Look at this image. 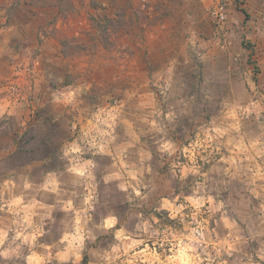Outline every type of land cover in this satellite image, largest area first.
Wrapping results in <instances>:
<instances>
[{
    "label": "rangeland",
    "instance_id": "1",
    "mask_svg": "<svg viewBox=\"0 0 264 264\" xmlns=\"http://www.w3.org/2000/svg\"><path fill=\"white\" fill-rule=\"evenodd\" d=\"M0 264H264V0H0Z\"/></svg>",
    "mask_w": 264,
    "mask_h": 264
},
{
    "label": "built area",
    "instance_id": "2",
    "mask_svg": "<svg viewBox=\"0 0 264 264\" xmlns=\"http://www.w3.org/2000/svg\"><path fill=\"white\" fill-rule=\"evenodd\" d=\"M213 15L215 16L216 19L219 21H224L225 19V13H224V8L222 5H220L218 8L215 9Z\"/></svg>",
    "mask_w": 264,
    "mask_h": 264
}]
</instances>
